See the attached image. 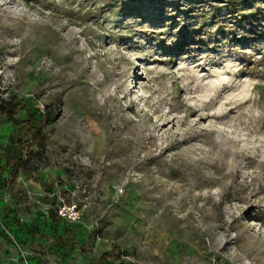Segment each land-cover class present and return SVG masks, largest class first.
I'll list each match as a JSON object with an SVG mask.
<instances>
[{
    "label": "rangeland",
    "instance_id": "obj_1",
    "mask_svg": "<svg viewBox=\"0 0 264 264\" xmlns=\"http://www.w3.org/2000/svg\"><path fill=\"white\" fill-rule=\"evenodd\" d=\"M0 99V264H264V0H0Z\"/></svg>",
    "mask_w": 264,
    "mask_h": 264
},
{
    "label": "trees",
    "instance_id": "obj_2",
    "mask_svg": "<svg viewBox=\"0 0 264 264\" xmlns=\"http://www.w3.org/2000/svg\"><path fill=\"white\" fill-rule=\"evenodd\" d=\"M15 108L16 106L14 105V103H12V100L0 99V109L5 114H8L9 116L14 115L16 112ZM29 155H32V151L27 152L25 155L23 154V152L16 151L13 155L7 158L2 167L3 169H5V167L7 166L22 167L26 162L25 157H32Z\"/></svg>",
    "mask_w": 264,
    "mask_h": 264
},
{
    "label": "built area",
    "instance_id": "obj_3",
    "mask_svg": "<svg viewBox=\"0 0 264 264\" xmlns=\"http://www.w3.org/2000/svg\"><path fill=\"white\" fill-rule=\"evenodd\" d=\"M58 213L72 222L78 221L81 218V209L78 204L59 207Z\"/></svg>",
    "mask_w": 264,
    "mask_h": 264
}]
</instances>
